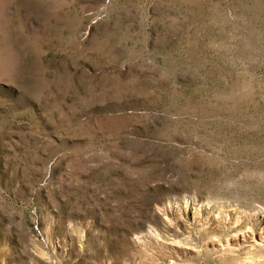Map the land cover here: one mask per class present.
I'll return each mask as SVG.
<instances>
[{
    "label": "rangeland",
    "instance_id": "obj_1",
    "mask_svg": "<svg viewBox=\"0 0 264 264\" xmlns=\"http://www.w3.org/2000/svg\"><path fill=\"white\" fill-rule=\"evenodd\" d=\"M0 264H264V0H0Z\"/></svg>",
    "mask_w": 264,
    "mask_h": 264
}]
</instances>
